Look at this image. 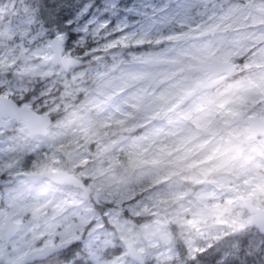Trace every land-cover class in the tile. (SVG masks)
Masks as SVG:
<instances>
[{"label":"snow or ice","instance_id":"snow-or-ice-1","mask_svg":"<svg viewBox=\"0 0 264 264\" xmlns=\"http://www.w3.org/2000/svg\"><path fill=\"white\" fill-rule=\"evenodd\" d=\"M0 264H264V0H0Z\"/></svg>","mask_w":264,"mask_h":264}]
</instances>
